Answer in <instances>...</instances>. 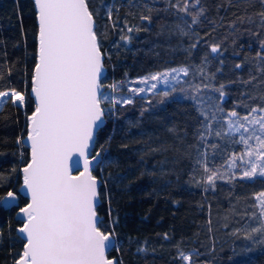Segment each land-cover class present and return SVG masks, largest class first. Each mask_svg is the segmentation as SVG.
Instances as JSON below:
<instances>
[{
  "label": "trees",
  "instance_id": "obj_1",
  "mask_svg": "<svg viewBox=\"0 0 264 264\" xmlns=\"http://www.w3.org/2000/svg\"><path fill=\"white\" fill-rule=\"evenodd\" d=\"M187 3L186 13L185 0H88L106 53L103 93L117 99L128 93L133 100L107 115L92 148L105 149L92 173L102 181L101 230L115 240L107 255L117 264H264V241L246 235L260 223L256 195L264 191V178L230 180L229 173L213 187L203 168L205 161L213 170L224 167L232 149L242 147L238 134H225L227 113L235 108L244 116L264 107V2ZM188 13L199 14L197 23ZM36 35L32 0H0V91L15 88L26 96L23 106L9 100L0 108V264H13L24 244L15 213L27 203L17 188L28 160L20 140L34 109L28 89ZM213 44L220 46L217 53ZM177 67L189 73L167 88L128 91L135 78ZM113 83L115 92L108 87ZM204 84L210 87L193 90ZM221 84L223 99L215 90ZM164 91L170 95L162 97ZM8 191L17 196L4 207ZM179 251L191 261L179 260Z\"/></svg>",
  "mask_w": 264,
  "mask_h": 264
},
{
  "label": "snow or ice",
  "instance_id": "obj_2",
  "mask_svg": "<svg viewBox=\"0 0 264 264\" xmlns=\"http://www.w3.org/2000/svg\"><path fill=\"white\" fill-rule=\"evenodd\" d=\"M34 6L38 21L35 65L31 75L34 109L27 116L26 137L31 152L29 161L20 169L23 188L30 200L19 209L24 219L18 232L25 243L15 264H117L106 255L112 233L101 230L102 220L97 214L100 181L92 173L93 164L100 160L105 149L102 145L100 151L91 157L90 149L96 131L104 124L107 115L115 110L117 104L130 105L133 100L131 97H109L102 91L105 87L101 79L106 53L101 51L88 0H34ZM181 11L188 12L187 0ZM202 13L201 8L199 14ZM188 14L192 15V23H197L199 14ZM261 16L264 17V13ZM141 19L150 20L151 17L142 16ZM121 39L128 41L131 37L122 36ZM219 47L211 45V52L217 53ZM235 67L240 68L241 65ZM170 72H183L187 76L189 69L182 67L156 72L134 83H167ZM108 87L114 92L118 90L116 83ZM201 87L206 89L210 85H196L193 90L199 93ZM224 87L221 84L215 89L221 99L226 95ZM155 89L157 83H151L147 89L134 87L128 91L139 94ZM161 95L168 97L170 93L164 91ZM9 100L14 106H23L26 96L15 88L0 91V103ZM204 115L207 117V113ZM215 119L213 113L211 120ZM226 119L225 134L239 133L241 129L248 133H242L236 141L245 147L241 153L233 152L228 157L229 170L241 168V179L264 177V107H252L244 116L233 108ZM208 127L211 128L210 123ZM215 135L221 136L222 133L216 131ZM73 156L83 161V171L78 175L73 174L69 163ZM203 168L205 173H210L205 179L208 185L214 187L216 179L225 178L224 173L209 168L206 161ZM236 176V172H231L228 179ZM16 196L15 192L8 191L5 199L15 200ZM257 199L260 223L246 234L249 239L253 233H264V192L258 193ZM178 259L190 262L191 255L179 251Z\"/></svg>",
  "mask_w": 264,
  "mask_h": 264
},
{
  "label": "water",
  "instance_id": "obj_3",
  "mask_svg": "<svg viewBox=\"0 0 264 264\" xmlns=\"http://www.w3.org/2000/svg\"><path fill=\"white\" fill-rule=\"evenodd\" d=\"M32 2H33V5H34V0H32ZM34 10H35V17H36V24H37V34H38V21H37V16H36V9H35V6H34ZM36 49H37V35H36ZM34 68V67H33ZM105 72H106V69H105V67H104V72H103V74H102V77L104 76V74H105ZM104 90V88L102 89V91ZM28 94H29V96L32 98V100H33V103H34V97H32V95H31V79H30V86H29V89H28ZM31 114V113H30ZM29 114V115H30ZM28 116V115H27ZM105 123V122H104ZM27 124H28V121H27V117H26V130H25V134L22 136V138H21V144L22 145H24L27 149H28V160H27V162L29 161V159H30V152H31V149H30V144H29V142L27 141V139H26V137H27ZM104 125V124H103ZM102 125V126H103ZM101 126V127H102ZM100 127V128H101ZM99 128V129H100ZM99 129H97V131L99 130ZM97 131H96V133H97ZM95 137H96V134H95ZM94 141H95V138H94ZM94 141H93V145H94ZM93 145H92V148H93ZM96 153V152H95ZM95 153H93L92 152V149H90V157L92 156V155H95ZM101 161V158H100V160H98L97 162H95L94 164H93V166H92V169L94 168V166L95 165H97L99 162ZM27 162L24 164V165H22L21 167H20V169H22L26 164H27ZM70 163V165H71V167H72V171H73V174L74 175H78L79 174V172H81V171H83V161H82V158H80V157H78V156H73V158H72V160L69 162ZM20 169H19V175H20V185H19V187L17 188V192L21 195V196H23V197H25L26 199H27V203L29 202V200H30V196L27 194V192H26V190L23 188V173L20 171ZM98 180L100 181V185H101V179H99L98 178ZM100 187V186H99ZM16 200V199H15ZM15 200H8V199H3V205H4V207H9V206H12V205H14L15 204ZM26 203V204H27ZM100 203V198H98V201H97V206H98V204ZM25 204V205H26ZM25 205H23L22 207H24ZM20 209V208H19ZM19 209L17 210V212L15 213V218L17 219V220H19V221H21V226H22V223H23V216L22 215H20L19 214ZM99 216V215H98ZM100 218H101V220H102V216H99ZM20 226V227H21ZM20 227H18L17 228V230H16V232H17V234L19 235V237L21 238V234L18 232V229L20 228ZM106 233H109V232H106ZM22 239V238H21ZM23 240V239H22ZM24 241V240H23ZM24 243H25V241H24ZM114 243H115V240H114V238H113V236H112V239L110 240V242H109V245H108V248H107V250H106V255L108 254V252L113 248V246H114ZM22 251H23V248H22ZM22 253V252H21ZM20 253V254H21ZM107 257H108V255H107ZM19 258V257H18ZM17 258V259H18ZM109 259H114L116 262H117V259L115 258V257H108ZM16 259V260H17ZM15 260V261H16ZM15 261H14V263L13 264H15Z\"/></svg>",
  "mask_w": 264,
  "mask_h": 264
},
{
  "label": "rangeland",
  "instance_id": "obj_4",
  "mask_svg": "<svg viewBox=\"0 0 264 264\" xmlns=\"http://www.w3.org/2000/svg\"><path fill=\"white\" fill-rule=\"evenodd\" d=\"M180 68H182V67H177V68H175V69H180ZM166 71H170V70H166ZM155 73H156V72H155ZM151 74H154V73H151ZM151 74H149V75H151ZM182 75H183V72H180L179 74H177V73H171V72H170V75H169V78H168L167 83H164L163 81H149L148 84L134 83V82L138 81L140 78H142V77H139V78H135V79L131 80L132 82L129 83V85L127 86V88L129 89V88H134V87H143V88L147 89V88L150 86L151 83H157V89H159V88H167V87H169L172 83H174V82H176L177 80H179V79L182 77ZM147 76H148V75H147ZM173 76H175L176 79H172ZM157 89L153 90L152 92L156 91ZM147 93H150V92L145 91V92H143V93H139V94H147ZM119 98H120V99H121V98H129V94H128V93H125L123 96L118 97V99H119ZM2 104H3V103H0V108H1ZM225 125H226V128H227V119H226V121H225ZM228 133H230V134H238L239 137H240V135H241L242 133H243L244 135H248V133H244V132H243V129H241V131H240L239 133H236V132H228ZM238 141H239V139H238ZM251 143L254 144L255 141H251ZM241 145H242L241 149H238V148H236V149H232V152L230 153V155H231L233 152H235V153H241V152L244 150V147H245L242 143H241ZM237 163L239 164L240 161H237ZM217 167H218V166H217ZM237 170H239V172L242 171L241 168H233V169L229 170V168H228V164H227L226 162H225V166H224V167L218 169L219 172H222V173L225 174V178H224V179H221V180H225L226 177H227V175H228L229 173H231V172H236V173H237ZM237 175H238L237 177L240 178V177H239V174H237ZM256 177H261V176H256ZM261 178H264V177H261ZM240 179H241V178H240ZM246 179H247V178H246ZM262 192H264V191H262ZM256 201H257L258 207L260 208L259 201H258V199H257V195H256ZM251 229H252V228L250 227L249 232L251 231ZM253 237L256 238V241H257V242H258V241H261V242L264 241V234H262V233H253V234H252V238H253ZM253 240H254V239H253Z\"/></svg>",
  "mask_w": 264,
  "mask_h": 264
}]
</instances>
